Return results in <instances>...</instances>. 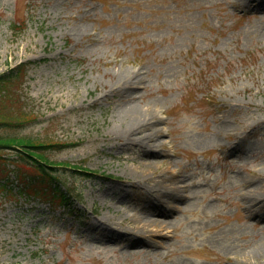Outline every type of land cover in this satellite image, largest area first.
Wrapping results in <instances>:
<instances>
[{"label": "rangeland", "instance_id": "obj_1", "mask_svg": "<svg viewBox=\"0 0 264 264\" xmlns=\"http://www.w3.org/2000/svg\"><path fill=\"white\" fill-rule=\"evenodd\" d=\"M20 63L0 138L64 147L44 154L81 200L20 192L35 169L0 150V264H264V0H0V75Z\"/></svg>", "mask_w": 264, "mask_h": 264}, {"label": "trees", "instance_id": "obj_2", "mask_svg": "<svg viewBox=\"0 0 264 264\" xmlns=\"http://www.w3.org/2000/svg\"><path fill=\"white\" fill-rule=\"evenodd\" d=\"M24 71L25 64L20 63L14 68H11L0 75V100L4 96L3 94L6 93L7 85L13 84L12 80L21 77L24 74ZM8 124L9 123L0 120V127ZM14 147L15 149L17 148L16 150H18L17 154L19 160H21L22 163L26 165H30L29 167L35 169L29 173L25 172L26 174L20 172V178L17 177L23 184L20 192L28 193L29 195L34 194L35 196L41 198H44L45 196H51L53 199H58L64 208H70L73 202L72 200L80 201L81 197H72L69 195L66 184L60 182L58 179L59 174L55 170L54 165L49 162L44 154L49 149L62 150L64 147H59L58 144L44 145L31 139H18L12 137L0 138V150L14 149ZM3 158L4 157L0 155V159ZM70 168L74 170L78 169V167ZM78 170L80 173H87V171H83V169ZM8 178L9 177L6 174L0 179L5 181L8 180ZM7 185L8 184H6L4 189H6L7 193L13 194V189H9Z\"/></svg>", "mask_w": 264, "mask_h": 264}, {"label": "bare ground", "instance_id": "obj_3", "mask_svg": "<svg viewBox=\"0 0 264 264\" xmlns=\"http://www.w3.org/2000/svg\"><path fill=\"white\" fill-rule=\"evenodd\" d=\"M140 80L141 79L137 75L131 74V75L128 76V79L125 81V84H126L127 89H128L127 92H129L128 97H132V95L130 93H133L131 91L139 86V83L141 82ZM128 114L129 115L126 117L127 122L129 124L128 125V132H131V131L134 132V131H136L138 129H141L145 124L150 123L154 119V115L148 109L147 110H143V111L139 110V109H135V110L129 111ZM127 137H128L129 143L136 142L137 146H142V145L147 144V146H145L146 147V151H148L146 153V155L148 153L149 154L154 153L153 155H157V153L155 154V152L153 151V148L157 147L158 145L157 144L151 145V143H146L147 141L148 142H152V140H154V138L152 137L151 134L146 135L145 139L142 138V137H137L136 135H134V133L133 134L130 133L129 135H127ZM127 137H126V139H127ZM163 144L165 146L168 145V143L165 142V141H164ZM167 157H169L168 156V152H167ZM149 164H150V162H144V166H143L144 170H146V168L150 167ZM252 192L253 193H251V195L249 196V199L247 200V202H248V206H247L248 208L247 209L249 211H251L255 206H257V207H259V205L261 206V200H260L261 199V192L258 191V190H253ZM176 193H179L177 187L174 190L170 191L167 200L164 199L165 202H163V205H160L158 203V201L153 199L154 195H150V197L148 198L147 202H148V204L151 202V205H153V207L155 208L156 214H158V207L161 206L159 208H161L162 210L164 209V211H162V214L164 215L166 210H169V209L172 210L174 208L175 209H179L175 204L176 203H180L181 200L179 198H176V196H175ZM166 207H167V209H166ZM252 214H254V213H252ZM150 226H151V224H145V225H142L141 228H140L139 226L135 225V228H134V231H133V232H135L134 235H133L134 236V240H132L133 241L132 244L133 243H142L143 245L148 246V247L152 246V245H156L157 241H155V238L149 239V237L146 236L148 239L146 238L143 241V240L140 239V237H137V232L138 233L141 232V234L145 235V233H146L145 229H147V227H150ZM158 231L159 230H151L147 234L156 235ZM117 237L124 238L125 237V232L122 233V232H117V231L113 230V231H111L109 233H103V235H102V238L106 239V240H113V239H116ZM262 249L264 250V245L262 246Z\"/></svg>", "mask_w": 264, "mask_h": 264}]
</instances>
